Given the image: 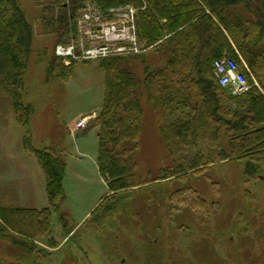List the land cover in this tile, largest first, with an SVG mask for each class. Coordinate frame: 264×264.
Instances as JSON below:
<instances>
[{
    "label": "rangeland",
    "instance_id": "1",
    "mask_svg": "<svg viewBox=\"0 0 264 264\" xmlns=\"http://www.w3.org/2000/svg\"><path fill=\"white\" fill-rule=\"evenodd\" d=\"M41 2L18 0L33 26L32 52L22 92L23 104L31 107V113L27 125H21L11 101L0 94V205L38 209L47 204L44 175L27 149L26 134L32 148L52 147L62 156L63 138L72 158L64 178V195L56 199L54 206L45 207L51 210L47 234L29 238L0 220L4 229L0 231V264H264V161L254 162L259 167L253 175L245 174V164L250 160L246 157L239 161L214 159L198 175L189 170L187 177L157 179L159 171L173 163L158 131L168 117L163 111H153L143 96L134 187L108 192L91 163L95 149L90 141L82 142L85 147L77 154L76 138L84 134L70 137L64 122L75 121L91 111L99 114L105 89V73L99 64L111 56L96 60L71 58L70 62L59 57L63 66L73 64L70 73L48 76L46 70L54 55L56 37L42 22ZM84 6L85 2L75 19ZM130 7L132 11L127 6L104 10L97 6L103 14L115 15L114 19L128 14L135 21L138 8ZM74 23L76 35V20ZM139 43V48L145 50L124 61L143 79L144 65L153 69L163 56L159 51L147 50L144 42ZM250 76L259 86L251 73ZM228 91L230 96H240L229 88ZM96 116L88 117L86 126L97 127ZM81 129L84 130H76ZM219 144L220 148L227 147L225 139ZM216 145L199 140L192 148H174V153L187 159L202 153L206 160L211 149L218 150ZM106 193L109 197L104 205L82 220ZM2 234L27 246L14 245L9 236L4 238Z\"/></svg>",
    "mask_w": 264,
    "mask_h": 264
},
{
    "label": "trees",
    "instance_id": "2",
    "mask_svg": "<svg viewBox=\"0 0 264 264\" xmlns=\"http://www.w3.org/2000/svg\"><path fill=\"white\" fill-rule=\"evenodd\" d=\"M84 2L39 3L43 7L42 22L55 34V45L69 44L75 35V16ZM94 2L103 10L126 5L138 8L135 20L138 41L163 56L153 69L144 65L143 79L124 61L133 56L100 60L105 89L103 104L95 118L99 126L96 163L108 192L114 194L134 187L135 154L140 147L143 120L141 96L153 111H163L168 117L158 131L165 150L173 156V163L160 170L157 179L187 177L189 170L198 175L214 159L239 161L246 157L250 160L245 164V174L253 175L259 167L254 162L264 161V0ZM32 39L33 26L18 0H0V94L11 101L16 120L23 126L31 113V107L23 104L22 92ZM223 55L237 62L250 85L240 96H230L228 88L220 86L214 77L213 61ZM70 66H63L61 59L53 55L46 74L70 73ZM250 73L259 86L253 84ZM25 136L27 149L43 172L45 193L52 207L64 195V155L52 147L34 149L30 139L27 141L29 136ZM224 139L227 147L220 148ZM199 140L217 144L218 150L211 149L206 160L202 153L191 159L174 153V148H192ZM50 207L38 210L0 205V220L22 235L36 238L50 231ZM8 239L14 245L27 246L13 236Z\"/></svg>",
    "mask_w": 264,
    "mask_h": 264
},
{
    "label": "built area",
    "instance_id": "3",
    "mask_svg": "<svg viewBox=\"0 0 264 264\" xmlns=\"http://www.w3.org/2000/svg\"><path fill=\"white\" fill-rule=\"evenodd\" d=\"M126 6L133 10L129 5ZM114 16L110 13L103 14L94 0H86L83 12L75 19L76 35L68 45H56L55 55L70 62L71 58L96 60L108 56H130L145 50L143 47L139 48L141 44L136 37L133 15L130 17L128 14H123L116 16L115 19ZM242 64L247 69L243 61ZM212 68L214 77L223 88H229L237 95L249 90L250 85L245 74L233 59L223 55L213 61ZM85 122L86 118H81L76 122L75 128H84Z\"/></svg>",
    "mask_w": 264,
    "mask_h": 264
},
{
    "label": "crops",
    "instance_id": "4",
    "mask_svg": "<svg viewBox=\"0 0 264 264\" xmlns=\"http://www.w3.org/2000/svg\"><path fill=\"white\" fill-rule=\"evenodd\" d=\"M100 108H99V110H100ZM96 115H97V111H91V112H88V113H84V114H81L75 121H69L67 123L64 122V125L66 127V130H67L68 135L70 137H72V138L76 137L78 134H81V133L84 134L83 136H80V137L76 138V140L79 141V143H75V151L77 152V154L80 155V149L83 148V147H85V146H82L81 143L82 142L85 143V141L86 142L90 141L89 142L90 146L95 149L94 150V156L91 158V161H92L91 163H93V165L95 166V169L99 172L98 166H97V163H96V157H97V152H98V139H97L98 126L96 127V126L88 125V126H86L85 129L83 128L84 130H82V129L81 130H76L75 129V122L79 118H81L82 116H86V117H89V118H93ZM69 129H71V133H70V130ZM68 135H67V137H68ZM92 138H93V140H92ZM65 139H66V137H65ZM60 146H61V149L63 150V155H64L65 163H66V171H65V178H66V175H67V172H68L67 171V167H68V163H69V157L72 158V154L69 151V148H68L67 143L65 141L63 142V138H61ZM105 184H106V182H105ZM63 190H64V181H63ZM44 192H45V180H44ZM108 194L109 193H106V194L101 195V197L98 199V201H96V203L93 205V207L84 215V217H83L82 220H84L85 218L87 219L90 216V214L93 212V210L100 204V202ZM46 199H47V204L44 205V203H43V205H41L42 207L39 205L38 209L45 208V207L49 206L48 198H46ZM24 207H27V206H24Z\"/></svg>",
    "mask_w": 264,
    "mask_h": 264
}]
</instances>
